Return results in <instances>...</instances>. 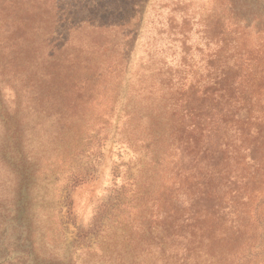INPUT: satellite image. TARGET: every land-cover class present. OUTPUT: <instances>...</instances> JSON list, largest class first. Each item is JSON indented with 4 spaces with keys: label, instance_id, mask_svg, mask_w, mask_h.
<instances>
[{
    "label": "rangeland",
    "instance_id": "1",
    "mask_svg": "<svg viewBox=\"0 0 264 264\" xmlns=\"http://www.w3.org/2000/svg\"><path fill=\"white\" fill-rule=\"evenodd\" d=\"M54 2V41L33 48L50 63L0 50V264H182L187 92L264 44V0Z\"/></svg>",
    "mask_w": 264,
    "mask_h": 264
},
{
    "label": "trees",
    "instance_id": "2",
    "mask_svg": "<svg viewBox=\"0 0 264 264\" xmlns=\"http://www.w3.org/2000/svg\"><path fill=\"white\" fill-rule=\"evenodd\" d=\"M54 3L0 0V50L6 63L51 62L48 51L33 48L54 41L61 16ZM238 47L222 52L229 54L228 61L216 57L187 92L192 91L186 99L191 111L184 112L192 117V130L182 141L193 164L186 187L192 213L181 216L176 227L169 225L172 238L180 240L182 264H264V62L254 56L264 55V44L258 43L253 53ZM65 60H57L59 69ZM184 228L190 236L179 235Z\"/></svg>",
    "mask_w": 264,
    "mask_h": 264
}]
</instances>
